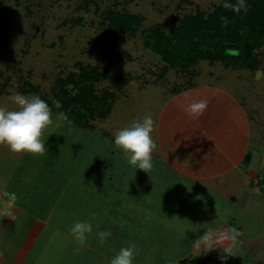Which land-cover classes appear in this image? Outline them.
Segmentation results:
<instances>
[{"label": "rangeland", "instance_id": "1", "mask_svg": "<svg viewBox=\"0 0 264 264\" xmlns=\"http://www.w3.org/2000/svg\"><path fill=\"white\" fill-rule=\"evenodd\" d=\"M91 1L97 3V11L93 5L84 7L86 0H0V106L14 109L8 97L21 94L26 83L50 95L55 80L79 62L106 67L113 78H131L119 93L109 80L97 85L115 91L116 100L108 117L95 120L87 129L67 121L57 127L53 114L54 124L42 136L47 154L13 153L0 145V183L9 185L7 192L17 194L15 206L21 211L46 220L49 227L41 240L48 254L60 252L55 264H110L121 248L130 246L139 251L133 264H180L184 259L207 258L210 252L199 254L193 242L201 237V225L215 228L217 222L206 218L199 222V204L205 213L212 207L226 214L240 208L232 211L223 200L213 206L215 201L201 190L185 196L173 192L170 196L176 198L168 203L164 192L158 195L147 181L148 173L132 167L115 146V133L147 114L156 125L172 92L182 88L186 78L198 75L192 83L221 85L242 103L254 138L250 150L264 161V47L257 52L260 66L255 73L199 62L190 69L195 73L192 77L170 70L159 78L162 63L143 46L139 31L127 37L101 25L104 11L116 7L140 16L143 28L159 24L167 30L185 14L211 13L222 0ZM152 155L154 178L163 173L158 172L157 148ZM258 170L264 175V162ZM240 202L251 208L249 218L250 213L264 215V194ZM93 212L98 213L93 232L79 248L69 230L76 221L91 220ZM185 212L188 220L182 217ZM105 230L111 236L101 245L96 232ZM263 247L253 246V252ZM41 251L38 248V256Z\"/></svg>", "mask_w": 264, "mask_h": 264}, {"label": "crops", "instance_id": "2", "mask_svg": "<svg viewBox=\"0 0 264 264\" xmlns=\"http://www.w3.org/2000/svg\"><path fill=\"white\" fill-rule=\"evenodd\" d=\"M207 75L212 77L214 72ZM193 79L186 80L182 88L172 92L170 100L161 109L155 129L158 150L155 158L161 165L158 172L163 175L153 178L151 170L145 178L152 182L158 195L164 192L168 203L176 198L170 196L173 192L185 196L193 190H201L215 201L213 206L223 200L230 204L232 211L240 208L238 212L226 214L218 213L212 207L205 213L199 204V222L206 218L217 222L214 229L218 232L235 227L243 233L234 248V256L229 257L226 264H264V247L255 252L252 248L264 246V215L250 213L249 218L251 208L241 206L240 202L245 197L253 200L264 194V175L258 170V165L264 161L261 162V155L250 150L254 139L251 121L232 92L218 84L192 83ZM186 97L207 98V111L199 118L190 117L183 110L187 107ZM7 191L9 185L0 183V264H48L50 258L52 264L57 263L60 252L51 250L48 254L49 250L41 240L49 227L46 220L29 216L19 206L13 209L14 220L3 214ZM195 216L197 218V214ZM182 217L188 220L186 212ZM200 229L202 236L205 230ZM38 248H42L39 256ZM205 251L207 249L200 248L199 254ZM209 254L203 259L211 264H222L218 259L219 249Z\"/></svg>", "mask_w": 264, "mask_h": 264}, {"label": "trees", "instance_id": "3", "mask_svg": "<svg viewBox=\"0 0 264 264\" xmlns=\"http://www.w3.org/2000/svg\"><path fill=\"white\" fill-rule=\"evenodd\" d=\"M224 2L222 0L208 14H185L179 24H172L167 30L159 24L143 28L140 16L116 7L104 11L101 25L127 37L139 31L143 46L162 63L159 78L170 70L192 77L195 73L190 69L199 62L255 73L260 66L257 52L264 47V0H245L248 11L239 14L224 8ZM227 2L236 4L237 0ZM89 5L98 10L96 2L86 0L84 7ZM221 17H227V26ZM75 22L80 24L79 19ZM74 67L66 76L55 80L50 95L40 94L38 88L29 83L25 84L27 88H23L21 94L40 96L52 108L54 115L64 112L73 125L87 129L95 120L108 117L116 100L115 91L98 89L97 85L109 80L119 93L131 82V78H113L106 67L100 69L80 62ZM53 101H59L61 107L57 109ZM202 260L205 259L192 261Z\"/></svg>", "mask_w": 264, "mask_h": 264}, {"label": "clouds", "instance_id": "4", "mask_svg": "<svg viewBox=\"0 0 264 264\" xmlns=\"http://www.w3.org/2000/svg\"><path fill=\"white\" fill-rule=\"evenodd\" d=\"M226 9L233 10L237 14L241 11H248L245 0H237L236 4L225 2L222 5ZM224 25L227 26V17H221ZM16 107L8 109L0 106V145H6L13 153H30L33 155H45L47 149L45 140L42 139L45 129L54 124L53 111L49 104L35 94L24 95L13 93L8 97ZM187 107L183 110L190 117L199 118L208 108L207 98L192 99L185 98ZM57 109L61 107L59 101H53ZM60 121H67V115L59 112L56 116V126H60ZM155 121L151 114L145 115L141 119L134 120L130 126L124 127L115 133L114 143L123 152L128 163L136 168L148 173L154 167L153 151L157 144L152 133L155 130ZM71 130V129H69ZM6 207L4 215L11 220L15 219L13 209L19 197L15 192H5ZM98 218V213H91V220L76 221L70 228V234L74 237L79 248L86 244L88 236L93 232V221ZM205 229L204 234L196 239L193 244L199 248H205L208 252L220 250L218 259L222 264H226L229 257L234 256V248L239 244V237L243 233L235 227L226 231H216L212 224L201 225ZM99 243L103 245L111 236L109 231H97ZM79 248L77 250H79ZM138 249L134 246L121 248L119 253L111 259L110 264H133Z\"/></svg>", "mask_w": 264, "mask_h": 264}, {"label": "built area", "instance_id": "5", "mask_svg": "<svg viewBox=\"0 0 264 264\" xmlns=\"http://www.w3.org/2000/svg\"><path fill=\"white\" fill-rule=\"evenodd\" d=\"M254 184H257L255 181ZM180 264H211L208 260H202L200 262H193L191 259H184L180 262Z\"/></svg>", "mask_w": 264, "mask_h": 264}]
</instances>
